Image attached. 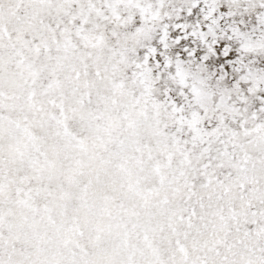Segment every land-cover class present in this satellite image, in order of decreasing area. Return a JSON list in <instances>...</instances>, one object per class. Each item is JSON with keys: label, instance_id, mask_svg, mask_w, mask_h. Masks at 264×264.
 Wrapping results in <instances>:
<instances>
[{"label": "snow or ice", "instance_id": "snow-or-ice-1", "mask_svg": "<svg viewBox=\"0 0 264 264\" xmlns=\"http://www.w3.org/2000/svg\"><path fill=\"white\" fill-rule=\"evenodd\" d=\"M0 264H264V0H0Z\"/></svg>", "mask_w": 264, "mask_h": 264}]
</instances>
